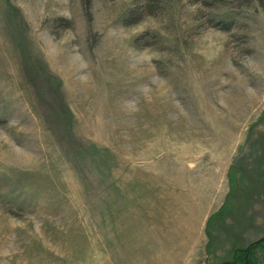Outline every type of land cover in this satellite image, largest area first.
Segmentation results:
<instances>
[{
	"label": "rangeland",
	"instance_id": "1",
	"mask_svg": "<svg viewBox=\"0 0 264 264\" xmlns=\"http://www.w3.org/2000/svg\"><path fill=\"white\" fill-rule=\"evenodd\" d=\"M144 4L0 0V264H264V0Z\"/></svg>",
	"mask_w": 264,
	"mask_h": 264
},
{
	"label": "trees",
	"instance_id": "2",
	"mask_svg": "<svg viewBox=\"0 0 264 264\" xmlns=\"http://www.w3.org/2000/svg\"><path fill=\"white\" fill-rule=\"evenodd\" d=\"M145 1L147 4H144L142 8L145 11H150V13H153L152 11H154L160 3V0H145ZM137 20H138V18L135 21H137ZM259 243L260 242H258V243L254 242L253 245L259 244ZM251 249L250 250L247 249L243 252V257L240 258L241 264H253V258H252L253 256L251 255ZM236 263L237 262H227V263H223V264H236Z\"/></svg>",
	"mask_w": 264,
	"mask_h": 264
},
{
	"label": "water",
	"instance_id": "3",
	"mask_svg": "<svg viewBox=\"0 0 264 264\" xmlns=\"http://www.w3.org/2000/svg\"><path fill=\"white\" fill-rule=\"evenodd\" d=\"M260 240L255 241V243H258Z\"/></svg>",
	"mask_w": 264,
	"mask_h": 264
},
{
	"label": "flooded vegetation",
	"instance_id": "4",
	"mask_svg": "<svg viewBox=\"0 0 264 264\" xmlns=\"http://www.w3.org/2000/svg\"><path fill=\"white\" fill-rule=\"evenodd\" d=\"M249 250H250V248H249Z\"/></svg>",
	"mask_w": 264,
	"mask_h": 264
}]
</instances>
